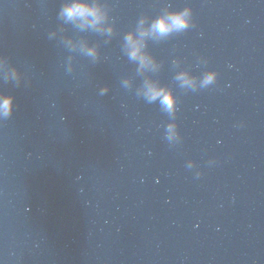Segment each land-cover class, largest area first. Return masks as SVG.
<instances>
[{"label":"water","instance_id":"obj_1","mask_svg":"<svg viewBox=\"0 0 264 264\" xmlns=\"http://www.w3.org/2000/svg\"><path fill=\"white\" fill-rule=\"evenodd\" d=\"M62 2L0 0V56L23 73L0 67L14 97L0 121V264H264V0H103L110 38L59 19ZM186 4L194 24L148 44L177 97L170 144L171 117L121 86L141 82L122 38ZM174 59L216 82L181 89Z\"/></svg>","mask_w":264,"mask_h":264},{"label":"clouds","instance_id":"obj_2","mask_svg":"<svg viewBox=\"0 0 264 264\" xmlns=\"http://www.w3.org/2000/svg\"><path fill=\"white\" fill-rule=\"evenodd\" d=\"M58 18L83 31H91L100 35H106L109 38L115 33V24L112 22L109 10L103 0H63L58 12ZM194 24L193 10L191 4H186L182 8H172L166 5L164 9L156 16L149 18L147 15H141L135 27L128 30L122 38V52L129 62L135 64L136 75L141 77V82L134 86L132 77H123L121 86L126 90H135L137 97L142 98L146 103H158L160 110L167 113L171 119L166 124L164 136L170 144L179 143L181 134L175 120L178 111L177 97L173 87L162 83L154 78L161 68V62L148 48L149 41L160 43L167 40L174 34L182 33ZM51 33L49 39H51ZM67 45L72 46L70 38L67 39ZM78 50L80 55L96 62L100 59V49L96 43L82 40L79 42ZM202 63H207L201 58ZM181 61L174 59L172 66L176 70L173 80L181 89L196 92L200 89L213 85L217 80V70L208 68L200 75H195L188 68H180ZM0 67H6L9 70L13 81L19 82L23 78V73L14 64H10L8 59L0 56ZM73 58H67L66 71H73ZM108 92V86L100 88V94ZM14 110V97L0 90V121L9 118ZM211 162V161H210ZM195 162L189 161L187 167L193 168ZM196 172V176H200Z\"/></svg>","mask_w":264,"mask_h":264}]
</instances>
